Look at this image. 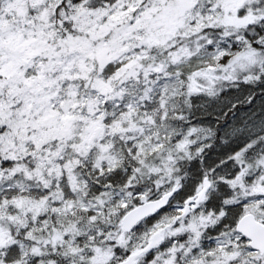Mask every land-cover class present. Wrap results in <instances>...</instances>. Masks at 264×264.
Here are the masks:
<instances>
[{
    "label": "snow or ice",
    "instance_id": "snow-or-ice-1",
    "mask_svg": "<svg viewBox=\"0 0 264 264\" xmlns=\"http://www.w3.org/2000/svg\"><path fill=\"white\" fill-rule=\"evenodd\" d=\"M0 264H264V0H0Z\"/></svg>",
    "mask_w": 264,
    "mask_h": 264
}]
</instances>
